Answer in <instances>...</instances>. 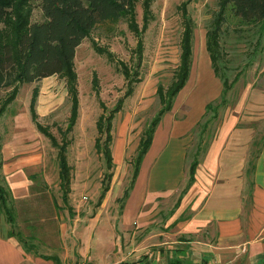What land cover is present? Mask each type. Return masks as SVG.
<instances>
[{
	"label": "rangeland",
	"instance_id": "rangeland-1",
	"mask_svg": "<svg viewBox=\"0 0 264 264\" xmlns=\"http://www.w3.org/2000/svg\"><path fill=\"white\" fill-rule=\"evenodd\" d=\"M146 4L152 16L149 25L140 32L143 49L139 67H136L138 38L124 19L97 24L76 48L74 69L78 107L76 124L68 135L71 142L67 161L72 183L66 200L59 187L57 148L38 132L29 111L36 87L37 120L60 142V132L66 130L71 106L65 77L52 75L22 84L15 99L0 116L4 168L20 166L30 181L29 195L14 202L12 224L6 220L0 206L4 230L21 239L19 242L28 256L22 264H63L83 259L120 261V264H144L151 259L159 264L157 249L152 246L161 236L147 239V235L163 232L171 246L176 243V237H184L173 230L177 222H185L188 218L185 212L180 219L175 216L180 197L177 192L167 194L164 200L156 203L152 219L145 224L124 227L121 222L123 192L128 188L130 168L137 154L132 155V149L162 108L157 94L159 84L168 90L179 78L184 31L180 8L183 5L195 25L188 86L202 101L207 99L191 130L198 138L197 155L225 127L252 135L253 164L264 149V24L243 21L224 0H135L139 31L143 28ZM221 9L223 14L218 19ZM4 20L0 30L9 38L12 28L26 29L31 22L43 20L41 0H11ZM216 21L221 24L218 63L220 74L228 79V90L224 89V78L215 74L206 48L207 31ZM96 47L102 50L97 51ZM122 62L130 71L136 69L141 80L112 120L114 143L111 148L115 161L120 162L113 165L114 176L109 190L98 205L108 170L103 157L94 148L96 121L101 113L112 109L128 89ZM10 92V88L0 91V104ZM185 113L184 110L177 117ZM123 140L125 155L120 146ZM121 155L123 158L119 160Z\"/></svg>",
	"mask_w": 264,
	"mask_h": 264
},
{
	"label": "crops",
	"instance_id": "crops-1",
	"mask_svg": "<svg viewBox=\"0 0 264 264\" xmlns=\"http://www.w3.org/2000/svg\"><path fill=\"white\" fill-rule=\"evenodd\" d=\"M190 75L175 97L172 108L155 128L152 143L124 197L121 222L124 227L145 224L152 219L154 205L164 200L167 194L177 192L180 201L175 216L179 218L185 212L188 218L185 222H177L173 230L184 237H176V243L171 246L163 232L147 235V239L161 236L152 246L157 249L159 264H264V149L253 164L252 135L225 127L197 155L199 149L195 144L198 138L191 130L197 124L198 114L207 99L202 101L192 93V87L188 86ZM184 110L186 113L177 117ZM186 119L189 121L184 122ZM121 144L125 155L126 143L123 140ZM136 146L132 155L137 153ZM111 153L113 165L118 164L120 161H115L112 148ZM121 158L123 155L119 160ZM196 158L195 180L184 192ZM133 168L132 165V172ZM0 172L14 207L16 200L29 195L30 181L20 166L5 169L2 163ZM4 225L2 218L0 264H22L28 256L18 239L7 235ZM144 264L155 262L149 259Z\"/></svg>",
	"mask_w": 264,
	"mask_h": 264
},
{
	"label": "trees",
	"instance_id": "trees-1",
	"mask_svg": "<svg viewBox=\"0 0 264 264\" xmlns=\"http://www.w3.org/2000/svg\"><path fill=\"white\" fill-rule=\"evenodd\" d=\"M224 2L230 5L231 11L243 21L261 22L264 24V0H224ZM10 7L11 0H0V23L5 22L4 18L9 13ZM180 9L184 19V31L180 46L179 78L171 89H165L162 84L158 86L157 94L162 108L152 120L145 134H143V138L139 140L137 154L133 161L134 168L131 180L128 188L124 191L123 198L127 196L128 190L133 185L142 157L152 143L156 126L162 116L172 108L175 97L184 87L190 75L194 53L195 25L192 23L186 5L181 6ZM41 11L43 20L31 22L26 29L12 28L9 38L5 37L6 32L0 30V91L5 88H10L11 90L9 95L0 104V116L4 114L7 106L15 99L22 84L38 82L52 75L65 77L71 106L66 130L60 132L62 135L60 142L55 139V136L48 130L47 126L42 125L37 120L38 114L35 104L38 90L36 87L33 89L29 111L38 132L44 135L50 141L51 145L57 148L59 187L63 192V200H66L68 191H71L72 179L71 167L67 161V149L71 142V138L68 135L72 132L76 124L78 107L77 75L74 69L76 48L81 44L83 39L88 37L97 24L105 21L124 19L127 21L129 29L138 38L136 44L138 62L136 67H139V60L143 49L140 32H143L147 25H149L152 14L151 8L147 7L146 4L143 8V28L139 31L140 29L136 22L135 0H41ZM222 14L223 9L220 10L216 18L219 19ZM220 26L221 24L216 21L215 26L207 31L206 45L215 73L223 77L220 74V66L218 63L221 58L218 52L220 49ZM96 50L100 51L102 49L96 47ZM123 72L128 80V89L125 95L117 100L112 109L101 113L96 121L97 136L95 137L94 148L103 157L106 169L108 170L105 179L106 182L103 184L98 197V205L104 198L112 178V120L115 114L122 109L124 99L141 80L138 77L137 70L130 71L124 63ZM223 78L224 89L228 90V79ZM101 105L103 106V104ZM1 149L2 143L0 135V169L3 163ZM197 164L198 161L196 158L192 162L189 182L184 192L195 180ZM0 206L6 216V220L12 224L15 220L13 199L9 189L3 182L1 172ZM7 235L14 236L12 233H8ZM17 239L21 241L19 237Z\"/></svg>",
	"mask_w": 264,
	"mask_h": 264
},
{
	"label": "built area",
	"instance_id": "built-area-1",
	"mask_svg": "<svg viewBox=\"0 0 264 264\" xmlns=\"http://www.w3.org/2000/svg\"><path fill=\"white\" fill-rule=\"evenodd\" d=\"M63 264H120V261L91 262V261H88L87 259H83V260H77L71 263L67 262Z\"/></svg>",
	"mask_w": 264,
	"mask_h": 264
}]
</instances>
